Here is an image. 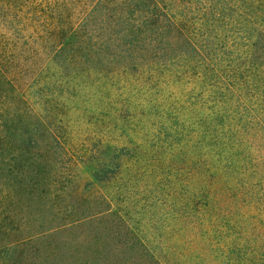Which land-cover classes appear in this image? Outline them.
<instances>
[{
    "label": "trees",
    "instance_id": "16d2710c",
    "mask_svg": "<svg viewBox=\"0 0 264 264\" xmlns=\"http://www.w3.org/2000/svg\"><path fill=\"white\" fill-rule=\"evenodd\" d=\"M104 221L84 264H264V0H0V264Z\"/></svg>",
    "mask_w": 264,
    "mask_h": 264
},
{
    "label": "rangeland",
    "instance_id": "374dc122",
    "mask_svg": "<svg viewBox=\"0 0 264 264\" xmlns=\"http://www.w3.org/2000/svg\"><path fill=\"white\" fill-rule=\"evenodd\" d=\"M69 175H71L73 182L70 184L69 189L66 190V193L63 196L64 201H66L63 204H67L69 202L78 203L80 205L81 213L99 212L108 207L107 205L103 206L104 203L102 202V198H99V196H102L105 193L103 184L94 180L91 176L89 167L85 162L78 161L76 167L73 168ZM155 219L156 217H154V220ZM86 226L75 230L78 231V234H81L80 240L77 239V235L75 233H72L73 231L65 234L66 238L72 236V239H74L71 241L72 246L70 251L65 254L66 264H84L88 257L91 261V256L97 253L104 255L111 253L112 256L115 249V243H119L124 239V237L120 234L108 236V232L112 229V224L110 225L107 221H104L102 224L93 223L92 226ZM3 238L4 237L0 235V242H2ZM4 241L6 242L7 239H4ZM88 243L93 246H86ZM168 245L170 246L169 243ZM172 245L177 246V244L174 243H172ZM156 246L157 250L159 249L163 251V244L157 243ZM91 250L94 251L91 252ZM170 263H173V259H171Z\"/></svg>",
    "mask_w": 264,
    "mask_h": 264
}]
</instances>
